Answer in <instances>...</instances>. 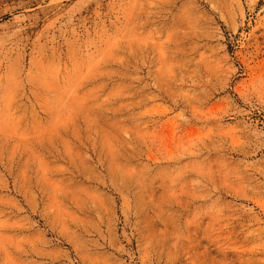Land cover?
<instances>
[{"label": "rangeland", "instance_id": "374dc122", "mask_svg": "<svg viewBox=\"0 0 264 264\" xmlns=\"http://www.w3.org/2000/svg\"><path fill=\"white\" fill-rule=\"evenodd\" d=\"M0 264H264V0H0Z\"/></svg>", "mask_w": 264, "mask_h": 264}]
</instances>
